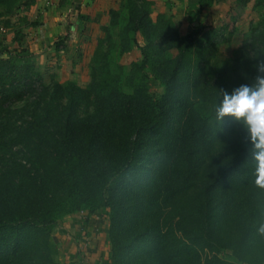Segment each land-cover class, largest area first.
<instances>
[{
  "label": "trees",
  "instance_id": "trees-1",
  "mask_svg": "<svg viewBox=\"0 0 264 264\" xmlns=\"http://www.w3.org/2000/svg\"><path fill=\"white\" fill-rule=\"evenodd\" d=\"M214 2L196 0L197 11ZM30 4L0 0V16ZM156 6L121 0L109 10L86 87L46 85L22 51L0 49V264H59L58 222L99 211L109 264H264L252 145L242 124L216 119L223 93L259 74L264 0H254L256 21L222 59L228 25L182 35ZM135 48L140 59L120 63Z\"/></svg>",
  "mask_w": 264,
  "mask_h": 264
},
{
  "label": "rangeland",
  "instance_id": "rangeland-1",
  "mask_svg": "<svg viewBox=\"0 0 264 264\" xmlns=\"http://www.w3.org/2000/svg\"><path fill=\"white\" fill-rule=\"evenodd\" d=\"M28 1L32 2L28 8H17L9 16H0V49L12 53L22 51L24 57L33 62L46 85L72 81L86 87L90 82L91 56L97 39L103 36L101 27L108 24L109 10L118 9L121 0H74L62 7L59 4L61 0ZM155 2L154 12L172 16L182 35L194 28L205 31L224 25H228L230 31L234 30L231 42L221 47L220 59L233 54L250 22L257 19L252 13L254 0L245 7L240 6L237 0H215L211 8L202 11H197L196 0ZM2 10L0 8V12ZM7 21L9 27H5ZM138 59L140 54L135 48L132 53L122 56L120 63L129 66L131 61ZM150 87L153 96L161 94L162 88L153 78ZM22 106L18 103L15 107L22 109ZM20 114L29 119L31 113L21 110ZM79 215L85 217L83 213ZM221 256L231 260L228 252Z\"/></svg>",
  "mask_w": 264,
  "mask_h": 264
},
{
  "label": "clouds",
  "instance_id": "clouds-1",
  "mask_svg": "<svg viewBox=\"0 0 264 264\" xmlns=\"http://www.w3.org/2000/svg\"><path fill=\"white\" fill-rule=\"evenodd\" d=\"M256 68L259 74L250 86L241 85L231 94L223 93L216 108V119L222 122L225 117H231L242 124L256 162L255 185L264 189V61H260ZM258 232L264 236V224L260 225Z\"/></svg>",
  "mask_w": 264,
  "mask_h": 264
},
{
  "label": "crops",
  "instance_id": "crops-1",
  "mask_svg": "<svg viewBox=\"0 0 264 264\" xmlns=\"http://www.w3.org/2000/svg\"><path fill=\"white\" fill-rule=\"evenodd\" d=\"M105 211L62 218L52 233L59 264H109ZM85 218V220H84Z\"/></svg>",
  "mask_w": 264,
  "mask_h": 264
}]
</instances>
